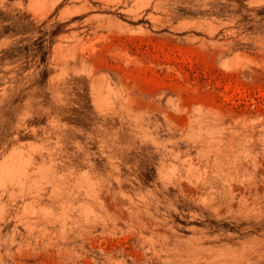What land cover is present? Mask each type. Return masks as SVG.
<instances>
[{
  "label": "rangeland",
  "instance_id": "rangeland-1",
  "mask_svg": "<svg viewBox=\"0 0 264 264\" xmlns=\"http://www.w3.org/2000/svg\"><path fill=\"white\" fill-rule=\"evenodd\" d=\"M0 264H264V0H0Z\"/></svg>",
  "mask_w": 264,
  "mask_h": 264
}]
</instances>
